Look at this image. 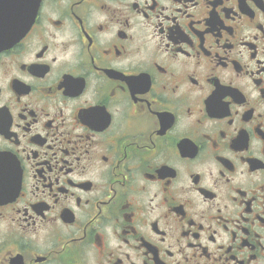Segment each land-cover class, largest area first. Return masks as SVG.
I'll list each match as a JSON object with an SVG mask.
<instances>
[{
  "label": "flooded vegetation",
  "instance_id": "1",
  "mask_svg": "<svg viewBox=\"0 0 264 264\" xmlns=\"http://www.w3.org/2000/svg\"><path fill=\"white\" fill-rule=\"evenodd\" d=\"M0 264H264V0H39L0 47Z\"/></svg>",
  "mask_w": 264,
  "mask_h": 264
},
{
  "label": "water",
  "instance_id": "2",
  "mask_svg": "<svg viewBox=\"0 0 264 264\" xmlns=\"http://www.w3.org/2000/svg\"><path fill=\"white\" fill-rule=\"evenodd\" d=\"M19 1L8 2L11 8L6 7V10L9 13L0 18V47H9L18 42L34 20L39 0Z\"/></svg>",
  "mask_w": 264,
  "mask_h": 264
}]
</instances>
